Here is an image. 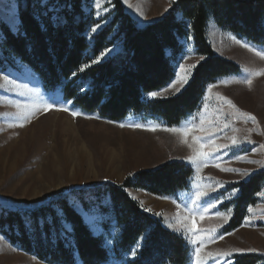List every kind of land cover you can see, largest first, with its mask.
I'll use <instances>...</instances> for the list:
<instances>
[{"label": "trees", "instance_id": "16d2710c", "mask_svg": "<svg viewBox=\"0 0 264 264\" xmlns=\"http://www.w3.org/2000/svg\"><path fill=\"white\" fill-rule=\"evenodd\" d=\"M91 2L18 0L19 30L0 19V71L19 70V63L24 64L37 75L46 92H60L74 108L101 119L121 122L141 116L173 127L195 114L208 86L242 71L214 50L209 39L211 22L248 43L264 46V0H178L166 16L144 28L126 13L121 0H113L112 21L93 40L88 31L98 21L88 11ZM116 40L121 42V52L93 63ZM185 42H192L204 59L178 95L152 99L149 93L168 87L176 78ZM84 65L89 67L80 71ZM193 176L192 167L175 160L136 172L121 185L73 191L84 211L96 208L104 216L107 233L114 222L112 251L103 236L92 232L67 196L29 211L3 210L0 232L13 246L46 264H106L111 256L123 261L136 248V257L123 264H189L191 251L185 240L147 214L127 190L176 197L189 189ZM263 188L264 170L223 191L235 189L238 196L220 206L233 211L221 234L242 226ZM57 211L59 216H55ZM53 217L54 223L41 225L42 220ZM27 220H31L30 225ZM65 224L70 232L65 231ZM261 261L253 254L234 258V264Z\"/></svg>", "mask_w": 264, "mask_h": 264}, {"label": "rangeland", "instance_id": "374dc122", "mask_svg": "<svg viewBox=\"0 0 264 264\" xmlns=\"http://www.w3.org/2000/svg\"><path fill=\"white\" fill-rule=\"evenodd\" d=\"M177 1L127 0L126 3L121 0L126 13L140 28L161 20ZM129 4L132 6L129 7ZM88 11L99 24L95 32L92 28L97 24L88 31V37L93 40L111 23L114 15L113 0H98V3L93 0ZM0 19L17 31L18 0H0ZM232 36L236 37L218 28L213 22L210 23L209 39L214 50L219 56L238 64L242 69L241 73L220 78L215 84L208 86L195 114L173 127L158 120L146 121L141 116L121 122L101 119L74 108L62 99L60 92H46L37 75L24 64L19 63V70L0 71V213L3 210L29 211L44 206L59 196H67L83 215L92 232L103 236L105 245L112 251L114 222L111 221V232L107 233L103 228L104 216L96 208L90 212L84 211L72 192L103 184L121 185L128 176L136 172L153 170L177 160L194 170L187 191L167 199L135 189L127 190L129 195L140 205L143 203V210L151 209V212L144 211L159 220L165 229L185 240L191 251L189 264H196V249L200 247L199 240L196 243H191L190 240L196 239L197 233L201 238L207 239L208 234L213 231L214 238L208 239L201 249L202 264H234L235 257L246 254L260 256L262 261L259 264H264V188L256 196L258 203L249 207L252 211L249 212L248 209L242 226L231 233L221 234V229L228 224L233 211L231 208L221 210L220 206L238 196V190L223 191L264 170V148L260 147L264 145V75L254 77L250 87L242 82H231L248 78V73L243 71L245 67L264 69V60L241 47L231 39ZM236 39L241 43H248L238 37ZM248 44L256 49L264 48ZM121 50V42L116 40L112 47L105 49L103 55L98 57L99 62L116 56ZM200 57L194 44L185 42V52L176 64L174 81L177 76L184 75L178 64H183L187 69L190 65H198L202 61ZM193 72L194 69L191 70L189 82ZM5 77L11 83H5ZM189 82L179 92L174 89L163 92L162 89L157 91L162 93L161 96L150 97L164 99L176 96ZM219 96L231 100L240 112L255 116L257 122L252 123L244 117L238 118L235 109L220 100ZM17 104L20 108L16 107ZM45 104H52L53 107L44 110ZM72 113L79 115L73 116ZM225 123L229 125L227 128H224ZM136 125L141 127H135ZM188 126L192 130L186 137L163 130ZM201 127L205 131H200ZM233 128L238 131H233ZM233 136L236 137V144L232 143ZM193 137H200L205 142L211 140V143L201 145ZM189 144L209 152V157L206 158L208 165L202 166L199 171L196 164L189 160L194 155ZM225 144L229 147H222ZM216 145L221 146L219 151L215 150ZM217 164L219 167H216ZM221 169H236L238 172ZM201 189L207 194L197 200V192ZM209 201H214L215 207L209 208L201 216V209ZM188 209L193 212L190 222H187L191 231H187L184 224L174 221L177 214L188 217ZM155 213L162 215L157 216ZM169 223L173 227H169ZM221 235L223 239H219ZM237 249L240 251H235ZM134 251V256L132 251L124 256L123 261L111 256L106 264H123L132 260L136 257L138 248ZM229 251L230 256L217 255ZM208 253L213 255L208 256ZM0 264L46 263L13 246L0 232Z\"/></svg>", "mask_w": 264, "mask_h": 264}, {"label": "snow or ice", "instance_id": "6c2138e0", "mask_svg": "<svg viewBox=\"0 0 264 264\" xmlns=\"http://www.w3.org/2000/svg\"><path fill=\"white\" fill-rule=\"evenodd\" d=\"M125 2L127 3V0H125ZM171 2H175V0H171ZM97 3H98V0H97ZM131 6L132 5L129 4V7H131ZM98 27H99V24H97L96 27L92 28V31L95 32L96 28H98ZM18 30L19 29H17V31ZM231 39H233L236 43L240 44L241 47L246 48L249 52H252L260 60H264V48H261V49L253 48L248 43H241L234 36H232ZM200 59L203 60L204 57H200ZM98 62H99V58L93 60V63H98ZM87 67H89V65H84L83 67L80 68V71H84L85 68H87ZM178 67L180 69V72L184 73V75L183 76H177V79L172 84H170L168 86V88H165V89L162 90L163 92H167L170 89H174L175 92H179L180 89L189 82V76H190L191 70L195 69L197 67V65H195V64L190 65L186 69L183 64H178ZM243 71L245 73H248V78L247 79H245L243 81H231V82H233V83H241L242 82V83L247 84L250 87L252 85L254 77L264 75V69H249L248 67H245L243 69ZM73 76H75V73H73ZM5 83H11V81H8L7 78L5 77ZM223 83H229V81H223ZM177 85H179V87H177ZM161 94H162L161 92H151V93H149V95L152 96V97H158V96H161ZM218 98L220 100L224 101V103L229 105L231 108L235 109V112L238 114V118L239 117H244V118H247V120H250L252 123H256L257 122L255 116H252L249 113L240 112V110L236 108V106L232 103L231 100L227 99L224 96H219ZM16 107L20 108V105L17 104ZM52 107H53L52 104L43 105L44 110H49ZM63 110L67 111V109H63ZM72 115L76 116V115H79V114L78 113H72ZM120 126L124 127V125H120ZM228 126L229 125L227 123L224 124V128H227ZM135 127H141V125H136ZM147 130H155V129H147ZM163 130L164 131H169V132H172V133H178L182 137H186L189 134V132L192 130V127L188 126L187 128H182V129L181 128H167V129H163ZM200 131H205V130L203 129V127H201ZM233 131H238V129L233 128ZM209 135H211V133H209ZM193 139H194V141H199L201 143V145H203L205 143H211V140L205 142L200 137H193ZM231 139H232V143L236 144V142H237L236 141V137L233 136ZM183 142L187 143V140H184ZM188 146L190 148H193L194 155L192 157H189V160L192 163L196 164L197 170L199 171L202 166L206 167L208 165V160L206 158L209 157V152L197 149V148L193 147L192 144H189ZM220 147H221L220 145H216L215 146V150L219 151ZM222 147L227 148V147H229V145L225 144ZM260 147L264 148V145H260ZM248 162L249 163H255V161H248ZM216 167H219V165L217 164ZM221 170L222 171H232L234 173L238 172V170H236V169H221ZM240 174L243 175V173H240ZM206 194L207 193L203 189H201L200 191L197 192V200H199L202 196H205ZM162 199H167V197H162ZM141 207H143V203H141ZM212 207H215V202L214 201H209L205 205V207L201 209L200 215L204 216L208 212V209L212 208ZM144 210L147 211V212H151L152 211L151 209H148V208H145ZM188 211H189V216L188 217H185V216H182L180 214H177V216L174 217V221L176 223L184 224V226L187 229V231H191V229L187 227V222H190V218H191V215L193 214V212H192V209H188ZM251 211H252V209L249 208V212H251ZM59 215H60V211H57L55 216H59ZM155 215L160 216L162 214L161 213H155ZM218 215H223V214H219L218 213ZM54 222H55V217L50 218L48 220H42L41 221V225L51 224V223H54ZM26 223H28L30 225L31 224V220H27ZM168 226L169 227H173V224L169 223ZM64 229H65L66 232H70L71 231V229L69 228V226L67 224L64 225ZM212 238H214V231L210 232L208 234L207 239L201 238L200 234L197 233L196 234V239L190 240L191 243H196L197 240H199V243H200V247H198L196 249V264H202V257L200 255L201 249L207 243V240L208 239H212ZM219 239H223V236L221 235L219 237ZM235 251H240V250L237 249ZM132 254L134 256L135 255V251H133ZM207 255L208 256H212L213 254L212 253H208ZM217 255L230 256L231 255V251L225 252V253H218ZM225 264H228V262H225Z\"/></svg>", "mask_w": 264, "mask_h": 264}, {"label": "bare ground", "instance_id": "6f19581e", "mask_svg": "<svg viewBox=\"0 0 264 264\" xmlns=\"http://www.w3.org/2000/svg\"><path fill=\"white\" fill-rule=\"evenodd\" d=\"M40 100H41V99H40ZM41 102H42V101H41ZM40 105H41V104H40ZM39 110H40V109H39ZM32 114H33V113H32ZM49 114H50V113H49ZM53 114H54V113H53ZM36 115H37V114H36ZM38 115H39V114H38ZM38 115H37V116H38ZM54 116H55V115H54ZM63 117H64V116H63ZM66 118H67V117H66ZM35 119H36V118H35ZM68 119H69V118H68ZM66 120H67V119H66ZM64 121H65V120H64ZM68 121H69V120H68ZM53 123H54V122H53ZM70 124H71V123H70ZM51 125H52V124H51ZM72 125H73V124H72ZM68 127H69V126H68ZM73 127H74V126H73ZM43 129H44V128H43ZM74 129H75V128H74ZM50 130L53 131V129H51V128H50ZM64 131H65V130H64ZM48 132H49V131H48ZM65 132H66V131H65ZM67 132H68V131H67ZM69 132H70V131H69ZM60 133H61V132H60ZM60 133H58V134H60ZM70 133H71V132H70ZM70 133H69V134H70ZM74 133H75V132H74ZM71 134H73V133H71ZM52 135H53V134H52ZM66 136H67V135H66ZM69 136H70V135H69Z\"/></svg>", "mask_w": 264, "mask_h": 264}]
</instances>
